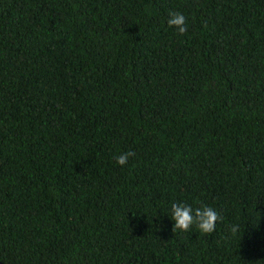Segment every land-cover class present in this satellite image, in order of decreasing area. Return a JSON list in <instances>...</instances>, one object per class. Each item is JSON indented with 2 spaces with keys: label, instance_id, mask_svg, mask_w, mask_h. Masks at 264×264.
<instances>
[{
  "label": "trees",
  "instance_id": "16d2710c",
  "mask_svg": "<svg viewBox=\"0 0 264 264\" xmlns=\"http://www.w3.org/2000/svg\"><path fill=\"white\" fill-rule=\"evenodd\" d=\"M0 264H264V0H0Z\"/></svg>",
  "mask_w": 264,
  "mask_h": 264
},
{
  "label": "clouds",
  "instance_id": "9594fccd",
  "mask_svg": "<svg viewBox=\"0 0 264 264\" xmlns=\"http://www.w3.org/2000/svg\"><path fill=\"white\" fill-rule=\"evenodd\" d=\"M167 25L170 28H175L179 35H184L188 31L186 16L179 11H170ZM135 153L131 150L120 153L115 157V161L120 166H125L130 157ZM260 215V214H259ZM173 221V232L177 230L182 232L189 231L195 226L203 234H211L215 231L217 221L221 220L219 213L212 207L203 205L193 208L191 205L182 202H173L171 204V215ZM231 232L239 231L238 225L231 227Z\"/></svg>",
  "mask_w": 264,
  "mask_h": 264
}]
</instances>
